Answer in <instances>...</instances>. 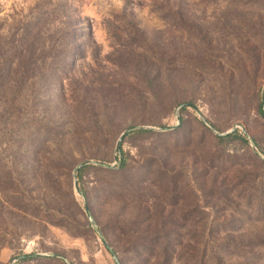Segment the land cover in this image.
Wrapping results in <instances>:
<instances>
[{
    "label": "rangeland",
    "instance_id": "rangeland-1",
    "mask_svg": "<svg viewBox=\"0 0 264 264\" xmlns=\"http://www.w3.org/2000/svg\"><path fill=\"white\" fill-rule=\"evenodd\" d=\"M42 1L0 0V41ZM53 2L78 22L0 60V264H156L135 229H163L167 264H195L192 232L264 237V0ZM235 131L247 143L218 141ZM211 249L264 264V247Z\"/></svg>",
    "mask_w": 264,
    "mask_h": 264
},
{
    "label": "trees",
    "instance_id": "trees-1",
    "mask_svg": "<svg viewBox=\"0 0 264 264\" xmlns=\"http://www.w3.org/2000/svg\"><path fill=\"white\" fill-rule=\"evenodd\" d=\"M41 6V7H39ZM35 9V15L36 18L33 20L34 23L31 29H29L26 32V28H22V32L20 33V38L15 39L14 36H9V40L7 42H1L0 41V60L2 59V55H4L6 52L5 47L8 51L10 50L11 54L14 56L18 55V57H21L28 49L30 51V46L33 45L32 41L35 40L37 33L33 28H37V26L40 25H46L50 26L55 21L64 20L63 23L70 24V23H76L78 20H74L72 16H70L69 11L67 8L59 3V2H53V0H47L42 1L40 5H37ZM63 23H60L62 25ZM31 32L33 34H31ZM73 37L72 34H62L58 37V39H65L68 37ZM52 52V49L50 50ZM262 106H259V113H262ZM151 133L150 130H144L142 128H135L133 129L129 135L134 136H141V135H147ZM219 142L223 141H232V140H240L244 143H247V140L241 135L238 134L237 131L234 132V134L228 135V136H221L217 138ZM119 161V168L118 173H121L125 171L126 167V160L123 156V154H120V157H118ZM211 163V160H210ZM262 164V163H261ZM93 167L94 169L107 171L108 173H111V175L114 173L115 170H103L100 167L95 166H82L80 168H77L76 172V178L81 180V177L84 173V171L87 168ZM218 166H215L213 164V168L218 171ZM220 169V168H219ZM220 199H223L226 203L230 202V200L227 198V196L221 195ZM260 195H264V193H260ZM232 202H230L231 204ZM262 214L261 212L257 213V215ZM123 229V228H122ZM131 235H126L127 237V243L134 244V247L137 245L139 248H136V255L138 257L143 256L144 254L150 258L153 257V259L158 260L156 264H167L166 263V255L165 251H167L168 246V240L167 237L161 228H157L152 233H146V232H136L135 230H131ZM129 233V232H124ZM221 235V236H220ZM190 246L188 248V251L191 253V260L194 261L195 264H205L206 257H208V253L210 256H212V253L214 252L212 247L217 245V247L221 246V249H231L234 254H232V257H236L238 261V251L240 252L244 248H254V247H264V237L259 238L252 241H246L245 237L243 235H240L239 232H192L190 238ZM144 251V254L142 252ZM112 256L113 253L109 251ZM159 258L161 260H159ZM219 258V257H218ZM33 260V258L28 257H22V259H19L18 262H27ZM173 259L169 260V262H172ZM222 260L219 258L217 261ZM120 264H123L122 261H119ZM168 262V260H167ZM168 262V264H170ZM117 264V263H116Z\"/></svg>",
    "mask_w": 264,
    "mask_h": 264
},
{
    "label": "water",
    "instance_id": "water-1",
    "mask_svg": "<svg viewBox=\"0 0 264 264\" xmlns=\"http://www.w3.org/2000/svg\"><path fill=\"white\" fill-rule=\"evenodd\" d=\"M125 134H122V136H121V138L124 136ZM85 164H82V165H80L78 168H80V167H82V166H84Z\"/></svg>",
    "mask_w": 264,
    "mask_h": 264
}]
</instances>
